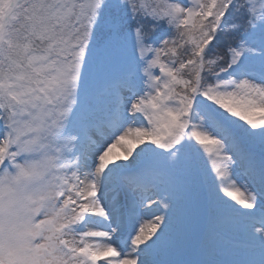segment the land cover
Instances as JSON below:
<instances>
[{"label":"snow or ice","instance_id":"snow-or-ice-1","mask_svg":"<svg viewBox=\"0 0 264 264\" xmlns=\"http://www.w3.org/2000/svg\"><path fill=\"white\" fill-rule=\"evenodd\" d=\"M0 264H264V0H0Z\"/></svg>","mask_w":264,"mask_h":264},{"label":"bare ground","instance_id":"bare-ground-1","mask_svg":"<svg viewBox=\"0 0 264 264\" xmlns=\"http://www.w3.org/2000/svg\"><path fill=\"white\" fill-rule=\"evenodd\" d=\"M131 126H133V127H138V126H140V124H139V122H138V123H136V124H134V125H131ZM206 130H207L209 133H211V128H207ZM120 134H122V133H120ZM100 142H101V143H105V141H103V140H101ZM111 142H112V140H108V141H107V143H111ZM139 147H143V145L138 146L137 150H139ZM115 151H121V149L119 148V146H117V148L115 149Z\"/></svg>","mask_w":264,"mask_h":264},{"label":"rangeland","instance_id":"rangeland-1","mask_svg":"<svg viewBox=\"0 0 264 264\" xmlns=\"http://www.w3.org/2000/svg\"><path fill=\"white\" fill-rule=\"evenodd\" d=\"M209 128V127H208ZM211 128V127H210ZM213 129V128H212ZM214 130V129H213ZM215 131V130H214ZM210 134H213V135H215L216 133L215 132H213V131H211V133ZM121 151H122V149H121ZM201 158L203 159V156L201 155ZM237 183L239 184L240 183V181H237ZM249 187H251L250 185H249Z\"/></svg>","mask_w":264,"mask_h":264}]
</instances>
